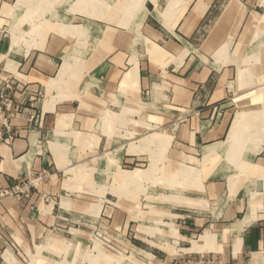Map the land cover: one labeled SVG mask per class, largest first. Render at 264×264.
Returning a JSON list of instances; mask_svg holds the SVG:
<instances>
[{
    "label": "crops",
    "instance_id": "obj_1",
    "mask_svg": "<svg viewBox=\"0 0 264 264\" xmlns=\"http://www.w3.org/2000/svg\"><path fill=\"white\" fill-rule=\"evenodd\" d=\"M4 80L23 111L0 120V264L66 233L81 245L99 183L129 188L160 166L159 223L139 229L264 264V0H0ZM109 205L102 222L129 236L128 210Z\"/></svg>",
    "mask_w": 264,
    "mask_h": 264
},
{
    "label": "rangeland",
    "instance_id": "obj_2",
    "mask_svg": "<svg viewBox=\"0 0 264 264\" xmlns=\"http://www.w3.org/2000/svg\"><path fill=\"white\" fill-rule=\"evenodd\" d=\"M131 7H134V13L131 12V16H142L141 10L135 11L137 9H135L136 4H132ZM141 8H143V5H141ZM257 88L262 87L251 86L249 93H253ZM255 108H257L256 105L248 107L249 112L250 110L251 113L256 112L253 111ZM255 121H257V118ZM197 168L194 165V169ZM164 170L163 166L157 169H145V175L140 180L131 182L129 188L127 186L122 187V183L119 181L109 182L108 184L106 181L100 182L99 197L96 202H93L98 212V223L92 230L82 229L83 232L80 233L83 238L87 237V239L81 245L68 242L67 239H71L73 235L70 236L66 233L62 236L66 239V243L57 244L54 248L42 245L37 249L38 255L32 261L25 259L22 253L16 250V254L20 253L21 255L17 264H187L190 257L208 256L194 255L192 251H186L185 249L189 248L188 244H175L174 238L178 235L176 230L158 228L154 225L151 228L139 229L137 227V222L141 220H151L153 222L157 217L154 211L162 208L159 203L160 198L163 200V195H167L169 192V182L162 179ZM182 170H179V172ZM192 172L195 180L194 186L198 187L200 179H197L196 170ZM137 176L131 178L130 181L135 180ZM184 183V180L179 181V190H181ZM107 192H114L113 198L111 196L106 197ZM106 198L111 203L110 208L122 209L124 207L128 210L130 220L134 221L130 231L128 230L129 236L126 229L111 227L102 222V219H104L102 209L105 207ZM155 221L159 223V220ZM44 251L52 255L43 254L42 257L39 256ZM157 253L160 256H157ZM153 255H156L157 258L154 259ZM5 257L10 264H14L11 252H7Z\"/></svg>",
    "mask_w": 264,
    "mask_h": 264
},
{
    "label": "built area",
    "instance_id": "obj_3",
    "mask_svg": "<svg viewBox=\"0 0 264 264\" xmlns=\"http://www.w3.org/2000/svg\"><path fill=\"white\" fill-rule=\"evenodd\" d=\"M14 90V83L11 80H4L0 82V120L3 114H9L10 116H18L22 113V106L15 105L11 97V92ZM3 125L9 129L7 125V119L3 120ZM3 138L0 135V141ZM15 192V191H14ZM13 191H4L1 196L10 195ZM187 264H221V262L214 256H194L190 257Z\"/></svg>",
    "mask_w": 264,
    "mask_h": 264
}]
</instances>
